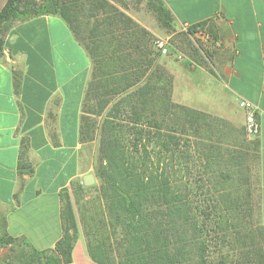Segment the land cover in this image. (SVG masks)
I'll use <instances>...</instances> for the list:
<instances>
[{"label":"trees","instance_id":"1","mask_svg":"<svg viewBox=\"0 0 264 264\" xmlns=\"http://www.w3.org/2000/svg\"><path fill=\"white\" fill-rule=\"evenodd\" d=\"M160 9L172 29L168 10ZM41 14L60 15L91 57L83 111L102 115L93 124L99 132L96 175L121 264H235L239 256L264 264L247 228L248 214L257 208L246 191L245 152L227 149L226 159L221 144L224 127L238 132L173 103L172 75L159 64L154 35L108 0H8L0 12V56L9 27ZM85 129L91 134L92 124ZM251 142L258 157L259 142ZM62 199L65 228L55 248L37 250L25 239L0 237V245L26 247L17 264L72 261L79 231L67 191Z\"/></svg>","mask_w":264,"mask_h":264},{"label":"crops","instance_id":"2","mask_svg":"<svg viewBox=\"0 0 264 264\" xmlns=\"http://www.w3.org/2000/svg\"><path fill=\"white\" fill-rule=\"evenodd\" d=\"M7 1L0 0V12ZM152 1L159 14L156 23L170 34L180 29L201 42L183 48L168 41V51L159 56V64L172 75L173 103L221 119L249 141L258 140L254 204L264 224V0ZM161 7L168 10L172 29L166 27L169 19ZM186 25L190 30L204 27L210 39L190 33ZM3 39L0 237L25 239L37 250L55 248L64 234L62 194L67 191L79 238L72 261L63 264H121L107 201L82 140L92 69L87 49L58 14L15 21ZM243 100L258 107L261 131L256 137L245 132ZM89 173L95 183L86 185Z\"/></svg>","mask_w":264,"mask_h":264},{"label":"rangeland","instance_id":"3","mask_svg":"<svg viewBox=\"0 0 264 264\" xmlns=\"http://www.w3.org/2000/svg\"><path fill=\"white\" fill-rule=\"evenodd\" d=\"M111 4L121 8L125 11L129 16H131L137 24L141 27H149L152 30L150 31L154 35V39L164 38L170 41L171 43H175L180 45L183 48H186L189 45V42L200 44L201 42L196 37H188L184 31L180 29L173 34L167 32V30L163 27L161 22L158 21L156 23L159 14L156 13L155 7L152 6V0H108ZM157 11V9H156ZM159 20V19H158ZM168 36L170 39H168ZM92 74V69H91ZM87 108V106L85 107ZM83 135L82 140L85 145L86 151L89 154V158L95 165V172L97 165L100 164L99 159V132L98 129H94V122L100 124L102 119V115L96 114L94 112L88 111L87 109L83 111ZM92 124L91 134L86 132V124ZM221 138H222V146L223 151H225V158L228 159V155H230L229 150H233L235 153L237 150H242L244 153V166H246L244 174L247 176V179L250 180L249 185L247 186L248 191L250 189L252 197L254 199V189H255V177L254 171L256 169V155L257 152L254 150V145L251 141L242 140V135L237 133H232L228 131V128H223L221 130ZM227 142V143H226ZM219 195H222V191L218 192ZM217 195V194H216ZM218 197V196H217ZM202 199V197L200 198ZM254 201V200H253ZM250 214V215H249ZM247 219V228H250V233L253 239L252 249H256V251H260L264 253V224L261 223L258 213L254 208L250 210ZM211 234L213 236L212 230ZM1 235V233H0ZM251 238L249 241L252 240ZM26 247L24 245H0V264H17L18 253L21 251H25ZM213 252H218L217 246L213 247L211 250ZM216 254V253H215ZM243 257H238L235 259V264H260L257 262V258L254 257L252 261L245 262Z\"/></svg>","mask_w":264,"mask_h":264},{"label":"built area","instance_id":"4","mask_svg":"<svg viewBox=\"0 0 264 264\" xmlns=\"http://www.w3.org/2000/svg\"><path fill=\"white\" fill-rule=\"evenodd\" d=\"M185 30H190V27L186 25ZM194 34L199 38L209 40L210 36L202 26L194 27ZM156 47L160 50L161 54H165L168 51V40L164 38H158L155 42ZM241 106L246 110V123L245 132L247 135L256 137L260 134L261 126L257 119L258 107L248 100L241 101Z\"/></svg>","mask_w":264,"mask_h":264},{"label":"water","instance_id":"5","mask_svg":"<svg viewBox=\"0 0 264 264\" xmlns=\"http://www.w3.org/2000/svg\"><path fill=\"white\" fill-rule=\"evenodd\" d=\"M84 182L86 185H91L95 183V176L92 173H89L84 176Z\"/></svg>","mask_w":264,"mask_h":264}]
</instances>
